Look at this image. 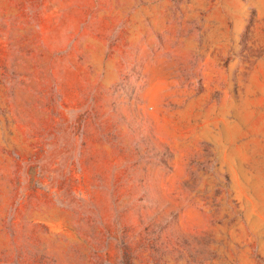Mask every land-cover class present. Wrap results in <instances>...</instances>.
Masks as SVG:
<instances>
[{"label":"rangeland","instance_id":"rangeland-1","mask_svg":"<svg viewBox=\"0 0 264 264\" xmlns=\"http://www.w3.org/2000/svg\"><path fill=\"white\" fill-rule=\"evenodd\" d=\"M0 264H264V0H0Z\"/></svg>","mask_w":264,"mask_h":264}]
</instances>
